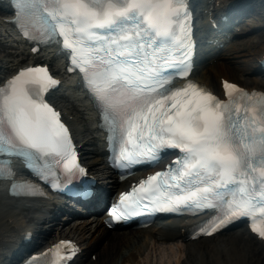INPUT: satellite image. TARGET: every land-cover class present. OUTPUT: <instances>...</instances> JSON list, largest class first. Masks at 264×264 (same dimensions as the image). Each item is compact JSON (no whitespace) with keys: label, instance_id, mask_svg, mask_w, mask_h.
Segmentation results:
<instances>
[{"label":"snow or ice","instance_id":"obj_1","mask_svg":"<svg viewBox=\"0 0 264 264\" xmlns=\"http://www.w3.org/2000/svg\"><path fill=\"white\" fill-rule=\"evenodd\" d=\"M15 2L49 36L63 37L107 113L124 167L155 166L166 152L178 150L167 169L122 193L111 216L211 210L217 215L199 226L206 234L251 217V231L264 239V97L254 101L245 93L252 107L242 112L240 104L233 106V83H224L228 102L195 83L170 86L171 77L189 75L179 39L182 0ZM57 84L47 67L33 66L0 86V156L22 157L29 169H40L41 179L56 175L54 166L68 175L78 167L68 129L43 98ZM5 165L10 160L0 159V178ZM8 175H14L10 167Z\"/></svg>","mask_w":264,"mask_h":264},{"label":"bare ground","instance_id":"obj_2","mask_svg":"<svg viewBox=\"0 0 264 264\" xmlns=\"http://www.w3.org/2000/svg\"><path fill=\"white\" fill-rule=\"evenodd\" d=\"M227 1L220 0L221 3H230ZM242 1L244 0H237L232 2V4L223 5V7H226L228 10L230 9V14L235 19H238L241 25H244V29L250 30V22L254 18L251 14H257L264 9V0H246L245 4L248 5L247 11L240 5ZM200 31H207L205 21L202 24H200V21L197 22V36H199V49L201 52L197 57V69L192 75L194 80L217 92L220 87L218 78L221 76H225L226 78L231 76L230 78L239 79L237 81H241V84L248 88H258L264 91V78L258 75L261 72L258 71L256 73L255 69H249V66L240 63L243 61L236 60L235 63L239 62V65H231V63L220 61L230 53L237 52L239 49L238 45L229 42L224 44L220 50H216L211 45L204 46L205 42L201 41ZM246 32L244 31L243 33L246 34ZM263 32L264 28L258 33L257 37H259V40L257 41L251 37H247L248 40H246V43L251 41L246 49L249 53L248 55H253L257 62L262 59L261 56L264 52V40H262L264 37L260 39ZM6 38L10 42V32L7 33ZM234 43H238L237 40ZM207 48V52L213 54L209 58L203 52ZM16 50L20 51L17 52ZM16 50L12 56H3L1 53L5 52V47L0 45V74L6 72L7 74L13 73L14 70L23 64H29L31 61L39 63L40 60L47 57V54L32 56L29 53V49L27 50L22 46H19ZM217 54L219 55L217 56ZM17 57H20V59H17ZM216 57L217 61L213 63ZM207 61L210 63H207ZM51 65L53 71L59 74L56 64L51 63ZM250 71L252 76L246 77L247 72L250 73ZM5 77L6 75H4L3 79ZM247 82H252L253 84L248 86ZM65 91L66 94L55 93L51 100L62 110L65 118L70 122L75 139L83 144L81 149L83 152L82 158L92 174L100 179V185L103 188L99 196L101 198H108L114 191L118 193L127 188L129 183L135 180V178H131L123 183L115 181V176L106 167L105 159L107 153L103 149L104 145L101 144V134L95 129V113L92 111L91 105L82 98L78 91L73 89H66ZM70 116H72L71 120ZM0 202V207L2 208L0 210V258L3 257V260L8 259L9 256L17 252L18 247L14 246V243L19 239V230L27 224L23 220L24 218L26 219L27 213L23 214L22 210L40 213L39 218L43 222L35 223L40 226L37 228L30 248L37 249L60 238L72 239L82 248V254L76 264H139L138 258L144 254L143 252L150 242L157 240L156 242L160 244H168L158 240L173 241L184 239L189 227L201 219L197 218L188 221L165 219L153 223L145 230H129L130 228H127L125 230L115 229L109 231L103 224L101 206L97 203L96 199L90 205L92 211H74L73 218H77V220L71 222V224H69L71 219L68 218L67 222H61L64 220V217L59 218L55 213L47 211L49 206L37 201L7 203L0 194ZM29 218L28 222H32V217ZM223 235L222 233L211 238L189 241L184 246V258L181 263H178L264 264V245L248 234L245 227L236 230L230 236L228 235L227 238L219 240ZM90 251H97V254H92L93 252ZM87 252H90L88 260ZM117 254H119L118 260L114 262L117 259H114ZM93 256L95 258L94 261L92 260ZM193 259H199L198 263H193Z\"/></svg>","mask_w":264,"mask_h":264},{"label":"rangeland","instance_id":"obj_3","mask_svg":"<svg viewBox=\"0 0 264 264\" xmlns=\"http://www.w3.org/2000/svg\"><path fill=\"white\" fill-rule=\"evenodd\" d=\"M235 1H237V0H229V2H235ZM245 1L246 0L240 2V5H242L243 9L245 11H247L248 5L245 4ZM251 13H253V12H251ZM251 15H253L254 18L251 19L250 27L248 26L250 30L244 29L243 28L244 25H241L240 23L238 25L239 27L242 28L241 29L242 33L237 34L236 37L234 38L235 40H237L238 43L233 42V44L238 45V47H239L237 52L230 53L227 57L221 59L220 61L231 63V65H235V64L239 65L240 63L246 64L247 66H249V69L250 68L256 69L257 61H255V57L253 55H248L249 53H248V51H245V48H244L245 45L244 44H245L246 40H248L247 37H251L255 41L259 40V37H257V35L264 28V9L261 10V12H259L257 14H251ZM0 29H1V27H0ZM244 31H247L246 34L243 33ZM261 35L262 36H260V39H262L264 37V32ZM262 40H264V38ZM0 45H3L5 47V52L1 53V55H3V56H12L14 54V51L17 48L16 45H14L12 42L10 43L2 35H0ZM17 59H20V57H17ZM236 60L243 61L244 63L243 62L235 63ZM249 69H247V70H249ZM4 75H7V72L4 74H0V79H1V77H4ZM258 75L261 76V78H264V72H263V74L259 73ZM251 76H252L251 71H250V73L247 72L246 77H251ZM221 77L225 78V79L228 78L229 80L235 81V82L240 83V84L242 83L241 81H237L239 79L230 78L231 76H228L227 78L225 76H221ZM247 83H248L247 84L248 86L253 84L252 82H247ZM24 221H25V223H28L27 218ZM69 224H71V221L69 222ZM242 228H243V226H239V227L235 228L234 230H231V231H229L230 229L227 230L226 232L223 233L224 234L223 237L221 236V238L219 240L227 238L228 235L230 236L236 230H240ZM156 241L157 240L149 243V246L143 252L144 254H142L138 258L139 264H178V262H180V263L182 262V259L184 258V253H185V247L184 246L186 244V243H184V240H182V239L179 241L174 240L173 242L169 243V245L168 244H160ZM162 243H167V242L163 241ZM177 249L180 250V253L179 252L177 253ZM90 252H93L92 254H97V251H90ZM90 252H87V260L89 259ZM118 255L119 254H117L114 259H116L118 257ZM117 260H118V258L116 260H114V262H117ZM188 260H187V262H188ZM198 261H199V259L198 260L193 259V263L194 262L198 263Z\"/></svg>","mask_w":264,"mask_h":264}]
</instances>
